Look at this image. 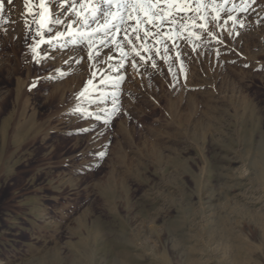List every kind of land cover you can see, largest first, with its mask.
<instances>
[{
    "label": "rangeland",
    "instance_id": "374dc122",
    "mask_svg": "<svg viewBox=\"0 0 264 264\" xmlns=\"http://www.w3.org/2000/svg\"><path fill=\"white\" fill-rule=\"evenodd\" d=\"M0 3V264H264V0L93 59L79 3Z\"/></svg>",
    "mask_w": 264,
    "mask_h": 264
},
{
    "label": "snow or ice",
    "instance_id": "6c2138e0",
    "mask_svg": "<svg viewBox=\"0 0 264 264\" xmlns=\"http://www.w3.org/2000/svg\"><path fill=\"white\" fill-rule=\"evenodd\" d=\"M25 4L28 3V0H24ZM59 2V0H57ZM69 0H64V3H68ZM71 2V11L77 12V3H79V10L84 13L83 16H79V12L77 15L79 19L73 20L71 23L78 24L79 27L70 32L69 35L72 36V43L74 45L80 43H86L89 50V59L95 58V56L99 55V52L96 51L95 56L92 52L94 38L103 34L101 38L102 43H107L110 40H114L115 37L112 35L113 32L119 34L123 32L127 35L128 29L132 27L129 24V21L135 20L136 27L133 29L136 37L138 39H143L146 42V37L148 35V29H145L144 37H140L139 25L148 23L151 25L153 29H160L164 27L166 24L170 27V30L175 31L177 27L183 26L185 21L188 19H192V17L180 16V11L183 9H178L176 11H166L164 6L171 5L173 9H176L178 4H184L186 7L193 3V0H96L94 4V0H70ZM258 0H244L245 8L243 11L247 12V6L250 4L257 3ZM8 4H12L13 0H7ZM41 6L45 5V0H40ZM104 7H100V5ZM87 5H93L92 7H87ZM63 7V4H61ZM113 7H115V11H113ZM3 9V3H0V10ZM261 10L264 11V5L261 6ZM234 11V9L229 10ZM255 11V9H253ZM199 10L197 9V13ZM101 14L102 21H101ZM50 17V21L54 14L49 11L48 13ZM61 16L64 15V12H61ZM41 20L35 21L39 25L40 28L44 27L45 21L43 20V14H41ZM229 19H232L233 25L236 24L237 20L232 18L229 15ZM57 25L64 24L60 18H54L53 21ZM216 23H219V19L217 18ZM95 24L96 27H91V24ZM227 21H225V24ZM67 28L68 25H65ZM241 27H243V23L241 22ZM40 34L39 29L37 30V35ZM159 31L153 32L154 36H158ZM211 34V33H209ZM64 35V33H57V37ZM231 35V33H229ZM239 35V33H237ZM103 37H107V39H103ZM35 51V49H33ZM167 51V49H165ZM139 54V53H137ZM143 59V57H142ZM155 67V64L153 65ZM133 68H137L135 61H133ZM116 111L117 109L114 107L113 109ZM105 123L107 121L105 120ZM101 156L104 153H100Z\"/></svg>",
    "mask_w": 264,
    "mask_h": 264
}]
</instances>
